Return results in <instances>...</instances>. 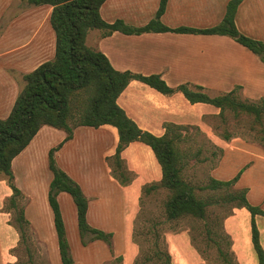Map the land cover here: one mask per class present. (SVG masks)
Returning <instances> with one entry per match:
<instances>
[{
  "label": "crops",
  "instance_id": "obj_1",
  "mask_svg": "<svg viewBox=\"0 0 264 264\" xmlns=\"http://www.w3.org/2000/svg\"><path fill=\"white\" fill-rule=\"evenodd\" d=\"M229 1L168 0L161 20L170 28H212L222 22ZM160 3L161 0H106L100 12L108 23L123 20L127 25L143 27L155 17ZM52 11L50 5L35 6L24 0H0V119L10 115L23 87L18 77L33 72L55 57L56 34L50 22ZM235 23L242 34L264 42V0H242ZM103 33L102 30L90 31L87 45L102 52L118 71L143 76L159 75L172 88L190 84L201 86L212 94L229 93L240 87L245 99L258 101L264 98V63L231 37L173 32L139 35L114 32L109 36ZM117 103L139 128L158 137L166 133L165 126L168 124L199 126L210 137L211 132L203 127L205 119L220 113V109L213 105L190 103L181 92L164 95L137 80L129 83ZM98 133L101 142L103 138H110L111 144L104 152L100 148L99 164L91 158L87 166L84 143L81 144L80 138L93 136L99 139ZM66 136L62 130L44 126L12 163L14 183L28 201L24 208L25 217L41 246V249L36 248L35 253L39 255L43 249L50 264H62V261L54 214L48 201L53 179L48 156L49 151ZM118 143V130L111 125L78 127L73 138L55 154L58 166L81 186L89 200L88 223L113 233L112 250L99 240L84 246L79 234L76 205L68 193H60L58 200L75 264H133L139 255L133 231L141 194L145 186L161 182L162 168L150 146L142 142L131 143L122 152V159L133 177L128 185L122 186L113 177L106 162L107 158L115 155ZM228 147V151L224 150L225 155L240 151L251 157V161L244 164H248V169L235 186L237 189H248L247 198L251 203L253 189L239 184L260 164H264V152L261 149L251 152L248 150H253L250 145L236 140H232ZM94 153L98 155L97 147ZM224 158L227 159L226 156ZM17 167L24 168L29 175L35 174V183L29 186L21 184ZM223 173L219 170L212 175L219 180L232 179L231 172L225 171L229 173L225 177H222ZM12 195L8 181L1 178L0 264L19 262L14 252L21 236L10 223L11 213L4 209ZM260 200L262 205L264 192ZM258 202L251 204L257 206ZM255 221L264 247V217L257 215ZM224 229L230 236L231 251L238 264H259L252 241L251 213L246 208H235L226 218ZM166 242L173 264H206L193 245L189 231L167 233Z\"/></svg>",
  "mask_w": 264,
  "mask_h": 264
},
{
  "label": "trees",
  "instance_id": "obj_2",
  "mask_svg": "<svg viewBox=\"0 0 264 264\" xmlns=\"http://www.w3.org/2000/svg\"><path fill=\"white\" fill-rule=\"evenodd\" d=\"M24 1L35 6L53 7L50 22L56 34V54L53 60L43 63L33 72L22 77L25 84L10 115L6 119H0V173L5 176L13 190L8 202L11 209L17 211L15 223L12 225L19 231L21 240H24L25 235L30 231V223L25 217L24 209L19 208L18 199H23L24 195L14 183L12 163L29 146L42 127L50 126L67 134L59 145L49 151L48 156L49 169L53 174L48 201L54 214L62 264H75L58 200L59 194L63 192L68 193L76 205L81 243L86 246L99 240L105 242L112 250L113 233L94 228L88 223L87 196L81 186L58 166L55 159L56 152L73 138L76 128H100L111 125L118 130L119 143L115 155L107 160L113 161V177L122 186L128 185L133 177L125 166L122 152L134 142H142L150 146L162 168L163 177L160 183L145 186L143 192L151 193L160 188L169 192L170 196L165 203L166 221L172 222L184 218L206 221L211 206L219 204L220 201L233 202L234 208H246L251 213L253 246L258 263L264 264V247L255 221L257 215L264 217V210L248 201V189L230 191L237 185L245 169L230 180L212 177L205 186H196L188 182L184 170L189 155L180 149V145L185 141L190 128L197 130L199 128L168 124L165 126L166 133L158 137L139 128L117 103L129 83L137 80L164 95L181 92L192 104L213 105L220 109L218 116L221 119H224L226 112L229 111L235 117L253 116L254 123L259 124L264 117V98L258 101L245 99L240 87L229 93L214 96L201 86L182 84L172 88L159 75L143 76L114 69L102 52L87 45V36L92 30H102L104 36L114 32L128 35L151 32L222 35L231 37L246 47L264 63V42L242 34L236 26L235 17L242 0H230L222 22L208 29L165 26L161 18L166 11L168 0H161L155 17L143 27L127 25L123 20L106 22L100 12L106 0ZM222 136L225 141L232 138L227 132ZM198 191L215 192V200L200 197ZM162 224L161 221H150L143 242L142 234L134 229L133 241L139 246L140 252L133 264H173L165 233L161 228ZM206 227L208 235H212L207 223ZM226 236L229 239L227 250L218 247L220 263L238 264L231 251L230 236L227 234ZM143 243L146 244V248ZM216 245H218L217 241Z\"/></svg>",
  "mask_w": 264,
  "mask_h": 264
},
{
  "label": "rangeland",
  "instance_id": "obj_3",
  "mask_svg": "<svg viewBox=\"0 0 264 264\" xmlns=\"http://www.w3.org/2000/svg\"><path fill=\"white\" fill-rule=\"evenodd\" d=\"M18 80L20 81L21 86H24L25 82L21 76L18 77ZM219 94L220 93H212L210 95L214 96ZM194 127H198L199 130L190 128L186 134L185 141L180 145V149L184 150L189 155L184 175L188 182L196 186L207 185L210 178L213 177L212 174L219 172V170L220 173L224 172L222 177L229 174H226L225 171H229L232 173L230 174L232 175L230 178H234L241 170L245 169V172L248 169V164H244L250 162L251 157L247 155L246 152H227V155H225L224 150H229L228 145L231 144L232 140H236L238 143L244 142L245 144L250 145L253 150H248L251 152H254L256 149H261L264 152V117L262 119V123L259 124L254 123L253 116L249 117L243 115L241 117H235L234 114L229 111L226 112L224 119H221L218 115L210 117L205 119V126H203L211 132L212 135L210 137L207 131L203 128L199 126ZM225 132L232 136L231 140L225 141L223 139L222 135ZM97 136L99 139H95L93 136L80 138L81 144L82 142L84 143L83 149L86 162L85 164L87 166L90 165L91 158L94 163L98 162L99 164L101 154L100 148H103L104 152L109 148L108 144H111L110 138L109 140L108 138H103V142H101L100 134ZM96 147L98 149V155H95L94 153ZM225 156L227 157L226 160L224 158ZM106 162L108 167L113 170V161L106 160ZM260 165L261 166H259V168L254 172L249 175L246 174L247 176L239 184V186L252 188L253 193L250 196V201H259V205L257 204V206L264 209V203H262V205L260 204V197H262V192H264V164ZM16 171L21 184L29 186V184L32 185L35 183V174L34 176L33 174L29 175L27 171H24V168L18 167ZM1 178L5 179V176L2 173H0V179ZM107 184H109V182H107ZM236 190L239 189L236 187H232L230 189L231 192ZM198 194L204 199L212 201L215 200V192L198 191ZM223 194L225 193H222V195ZM169 196V192L162 188L152 191L151 193L142 192L139 213L137 214L134 223V229L142 234V242L145 238L144 234L148 230L149 222L161 221L163 222L161 228L163 233H165V237L167 233L189 231L192 243L201 256L205 257L203 258L205 263L221 264L218 247L221 246L224 250H227V242H229V239L225 234L224 222L235 209V203L220 201L219 204L211 206L209 208L206 221L194 218H184L178 221L169 222L166 221L165 216V203ZM18 202L20 209H24L28 204L26 198L21 200L18 199ZM4 209L5 211L11 213L10 223L14 224L17 211L11 209L8 201L5 203ZM206 223L208 224L209 230L212 231V235L210 236L208 235ZM216 241L218 245H216ZM143 244L144 248H146V244ZM38 247L41 249V246H39V242L35 237V231L32 227H30V231L27 232L24 240H20L18 248L15 249L14 253L19 258V262L17 264H50L43 249L39 255L35 253V250Z\"/></svg>",
  "mask_w": 264,
  "mask_h": 264
}]
</instances>
